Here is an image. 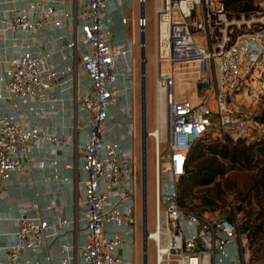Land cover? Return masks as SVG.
I'll list each match as a JSON object with an SVG mask.
<instances>
[{
	"label": "built area",
	"instance_id": "2783aa9c",
	"mask_svg": "<svg viewBox=\"0 0 264 264\" xmlns=\"http://www.w3.org/2000/svg\"><path fill=\"white\" fill-rule=\"evenodd\" d=\"M0 3L4 5L0 41L11 51L0 70V101L11 100L16 109L25 104L32 111L33 103L51 100L53 87L65 90L76 71L89 82L79 96L88 134L80 150L84 187L79 218L87 238L81 248L83 263L135 264L139 226L132 106L136 40L127 32L134 0ZM260 7L256 17L237 21L230 17L225 0H153L156 103L163 96L167 116L164 138L149 132L156 148L155 224L149 228L148 242L155 246L156 264H241L237 225L184 207L178 184L198 139L249 138L262 127L235 107L242 94L264 95V0ZM117 18L125 25L122 36L114 30ZM139 22L145 28L146 16H140ZM244 22L249 28L252 23L260 26L236 34V26ZM43 34L49 37L44 40ZM68 50L74 62L67 61ZM56 53L62 63L52 60ZM192 93L194 97L189 96ZM114 107L117 111L112 113ZM124 127L126 133L116 132ZM164 143L168 147L162 152ZM71 146L72 137L33 123L26 112L0 116V183L14 173L31 182L36 150L47 149L50 154L38 161L39 167L57 172L58 151ZM30 209L39 211V206L19 208L15 241L4 249L7 264H20L27 251L38 255L46 242L55 241L59 263L74 264L68 236L73 221L64 206L51 202L35 215L29 214ZM246 244L247 238H242L248 259Z\"/></svg>",
	"mask_w": 264,
	"mask_h": 264
},
{
	"label": "crops",
	"instance_id": "0c3cea01",
	"mask_svg": "<svg viewBox=\"0 0 264 264\" xmlns=\"http://www.w3.org/2000/svg\"><path fill=\"white\" fill-rule=\"evenodd\" d=\"M24 4V1L20 2V5ZM3 6L0 3V8ZM2 18L3 13H1ZM2 25L3 23L0 21V26ZM114 30L119 36H122L125 30V25L118 18L115 19ZM47 35L43 34L41 37L45 40L49 37ZM27 41H31V37H28ZM52 48L57 49L58 46L54 45ZM42 49L48 50L45 46ZM10 54V48L0 41V70L4 67L3 60ZM52 60L62 63V58L57 53L52 56ZM67 61L74 62V54L71 50H68ZM75 77L76 80H74ZM74 79L63 91H60L57 87H53L50 91L51 100L46 103H33L34 109L32 111H29V107L25 104L19 105L16 109L11 100L0 101V116L26 112L33 123L47 127L50 131L60 135L70 136L73 142V146L70 147L71 149L58 151L60 163L57 171L59 174L58 178L56 177L57 172L52 167H39V160L50 157L48 150L43 149L35 151L36 167L32 172L31 182L21 175L14 173L10 180L0 183V264H7L4 249L15 241L17 231L16 218L19 214V208L23 204H38L39 211L35 209L29 210L30 215H35L43 213L42 208L51 202L63 205L67 216L72 219V229L68 233V236L69 243L73 246V262L74 264H84L81 248L87 238L84 224L79 218L81 212L79 201L83 195L84 187L83 173L81 171L82 154L80 150L86 143L88 134L84 115L79 109V96L89 87V82L81 71L74 73ZM189 96L194 97L193 93ZM56 97V100H52ZM124 101L126 102V100ZM116 111L115 107L112 108V113ZM160 122L163 132H165V110ZM126 130L124 127V129L116 130V132L122 131L126 133ZM124 142L126 143V140ZM48 164L50 163L48 162ZM30 261L32 263L37 262L38 264H60L59 243L56 241L53 243L46 242L38 255L27 251L21 259L20 264H29Z\"/></svg>",
	"mask_w": 264,
	"mask_h": 264
},
{
	"label": "trees",
	"instance_id": "16d2710c",
	"mask_svg": "<svg viewBox=\"0 0 264 264\" xmlns=\"http://www.w3.org/2000/svg\"><path fill=\"white\" fill-rule=\"evenodd\" d=\"M261 0H225L231 18L251 19ZM252 23L248 31L258 28ZM236 29V34L241 33ZM264 97V95H263ZM254 121L261 125L252 137H202L192 146L179 178V201L190 211L221 212L245 233L249 247L264 254V111ZM242 174L243 186L231 187L229 174ZM198 200V202H196Z\"/></svg>",
	"mask_w": 264,
	"mask_h": 264
},
{
	"label": "rangeland",
	"instance_id": "374dc122",
	"mask_svg": "<svg viewBox=\"0 0 264 264\" xmlns=\"http://www.w3.org/2000/svg\"><path fill=\"white\" fill-rule=\"evenodd\" d=\"M134 16L132 21L127 25V32L129 35L134 36L136 40V53H135V98L133 103V113L135 116V148H136V171H137V189H138V240L136 243V262L135 264H143V246H142V222H141V177H142V163H141V103H140V34L141 28L139 18H140V3L138 0H134ZM146 18L147 26L146 30V52H147V119H148V131L153 132L157 128V118L158 123L161 126V116L165 110V119L166 109L163 96H159L158 105L156 103V91H155V65H154V54H155V16L153 10V0H148L146 5ZM237 21H243L242 19H237ZM248 21L249 19H246ZM236 29L242 31L241 33H246L249 30L247 23H241L240 26H236ZM191 93V91L189 92ZM235 107L238 112L245 114L251 118H254L256 115L264 111V97L263 95L252 96L240 95L236 102ZM166 123V122H165ZM166 125V124H165ZM259 128H256L254 131H259ZM163 131V129H162ZM164 133V132H163ZM156 134L160 137L159 130ZM168 144L164 143L161 146L162 152L167 150ZM155 138L151 135L148 136V223L149 228L153 229L155 224ZM242 174L238 172H233L229 174L227 181L231 187L240 185L243 186ZM198 202V200H196ZM209 214L214 216H221V212H212L208 211ZM247 238V248L249 250V258L245 256V247L242 245V238ZM239 251L241 255V264H264V254L260 252H254L252 247H249V239L245 233L240 234L239 237ZM148 264H156L155 259V246L149 244L148 247Z\"/></svg>",
	"mask_w": 264,
	"mask_h": 264
},
{
	"label": "water",
	"instance_id": "95a60500",
	"mask_svg": "<svg viewBox=\"0 0 264 264\" xmlns=\"http://www.w3.org/2000/svg\"><path fill=\"white\" fill-rule=\"evenodd\" d=\"M140 16L145 18L146 6L144 0L140 4ZM140 103H141V222H142V246L143 264H148V119H147V52H146V30L141 28L140 34Z\"/></svg>",
	"mask_w": 264,
	"mask_h": 264
},
{
	"label": "bare ground",
	"instance_id": "6f19581e",
	"mask_svg": "<svg viewBox=\"0 0 264 264\" xmlns=\"http://www.w3.org/2000/svg\"><path fill=\"white\" fill-rule=\"evenodd\" d=\"M159 130L160 132V137L156 134V132ZM153 135H157L159 140H161V138L163 137L164 138V133L162 131V129L160 128V125L158 123V118H157V128L153 131Z\"/></svg>",
	"mask_w": 264,
	"mask_h": 264
}]
</instances>
